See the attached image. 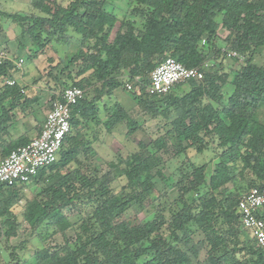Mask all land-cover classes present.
I'll return each mask as SVG.
<instances>
[{
  "label": "trees",
  "instance_id": "trees-1",
  "mask_svg": "<svg viewBox=\"0 0 264 264\" xmlns=\"http://www.w3.org/2000/svg\"><path fill=\"white\" fill-rule=\"evenodd\" d=\"M48 1L32 3L37 14L0 12V39L5 35L3 19L20 29L19 47L29 44L35 49L34 55L56 44L74 45L76 51L67 56L66 66L81 63L80 74L92 71L98 88L89 97L85 86L90 84L69 86L84 90L85 95L71 107V132L56 163L40 170L26 184H0V238L5 236L7 242L17 235L20 224L12 207L32 184L39 191L26 202L22 221L34 232L44 224L53 229V234L61 235L72 228L76 232L73 248L68 243L58 249L46 247L22 264H264V249L241 228L236 214L244 193L227 189L248 175L252 180L246 192L264 187V122L258 117L264 109V68L254 63L256 52L264 47V0H129L134 5L130 15L140 20V27L132 19L120 20L109 0H71L67 6ZM218 15L222 16V28L233 37L227 51L245 59L241 67L227 72L224 68L205 71L200 82L189 81L188 92L179 96L175 90L181 85L167 95H148L151 72L167 58L186 68H199L206 61L217 38ZM220 51L216 50L217 55ZM121 70L127 71L132 91L119 80ZM18 72L10 61L0 64L2 141L15 124L13 112H25L38 102L15 80ZM11 81L13 85L8 84ZM225 85L232 87V93L225 105L216 108L212 102L222 100L219 91ZM69 87L50 88L61 92ZM118 89L128 93L135 104L129 109L119 102L104 106L105 131L111 133L125 122L129 136L138 131L150 137L154 132L161 134L149 143L138 142L136 152L108 164L112 169L124 165L118 171L126 184L116 191L91 164L96 153L82 128L98 123L100 101L111 98ZM142 114L157 122L146 128L136 120ZM211 137L217 139L220 152L208 183L206 165L187 162L188 170L180 168L178 181L168 186L177 193L172 202L175 209L168 218L154 213L152 218L149 214L140 221L125 219L129 210L145 209L149 202L155 187L150 172L160 163V151L171 149L176 157L190 149L201 153L210 145ZM28 143L26 139L11 141L0 147V155L5 158ZM201 186L207 189L204 194H198ZM191 193L198 195L189 204L186 196ZM67 209L82 215L79 223L71 222ZM259 218L264 222V207ZM197 233L203 240L193 239ZM240 236L244 244L239 249ZM12 250L0 240V264H15V248ZM203 250L206 256L201 261ZM240 251L249 261L238 260L236 253ZM5 252L8 262L3 259Z\"/></svg>",
  "mask_w": 264,
  "mask_h": 264
},
{
  "label": "rangeland",
  "instance_id": "rangeland-1",
  "mask_svg": "<svg viewBox=\"0 0 264 264\" xmlns=\"http://www.w3.org/2000/svg\"><path fill=\"white\" fill-rule=\"evenodd\" d=\"M37 0H0V12H10V13H26V14H37V10L34 9L32 3ZM58 4L62 6H67L71 0H56ZM49 3L53 0H49ZM112 5L113 12L121 20L132 19L137 27H140V20L138 18L131 17L130 13L134 5H132L129 0H109ZM216 22L218 23L217 38L214 41L213 48L211 47L208 51L206 57V63H213L214 69L221 70L229 69L237 70L241 67L240 63L244 62V58L239 56L238 62L233 60V57H228L234 52L227 51L229 45V40H232L230 32L222 28V16H216ZM3 25L8 26L7 35L2 40L4 44H10L7 47L12 54V61H17L18 59L23 60V68L20 72L14 75L15 80L20 83L25 88V93L29 96H36L38 102L34 103L32 106L28 107L25 112H21L16 109L13 121L15 124L8 129L10 133L9 140L11 138L16 139H28V136L36 135L42 125L46 112L49 109V100L53 92L52 87H69L78 82H86L85 88L89 97L95 95V89L98 88L97 83L92 78V71H88L85 74H80L81 63L73 64L69 67L66 66L67 56L73 54L76 51L74 45L66 46L64 44H56L52 47H47L44 52H38L34 55V50L29 44H26V48H20L18 45V38L20 34V29L14 24L7 20L1 19ZM7 29V27H5ZM6 34V33H5ZM6 35V36H7ZM6 39L8 41H6ZM6 46V45H5ZM92 46V42L89 43ZM220 54L217 55L216 50H220ZM225 50L227 52H225ZM229 50V49H228ZM237 55V54H236ZM15 57L17 60H15ZM204 62V63H205ZM203 63V64H204ZM254 63L257 66L264 68V47L260 48L255 56ZM202 64V65H203ZM20 70V69H18ZM127 72V71H126ZM121 70L117 76L121 82L126 81L127 73ZM51 87V88H50ZM188 84L181 85V87L176 88L175 94L181 95L188 92ZM232 93V87L230 85H225L219 91L222 96V100L218 103L212 102L213 106L218 108L219 106L225 105L227 100ZM119 102L125 109L131 108L135 102L131 99V96L126 93L123 89H118L114 92L111 98L104 97L99 106V112L96 120L97 124L92 126V132L85 130L82 132L86 140L90 143V146L94 149L96 153L90 160L91 164L98 169L99 176H106L111 187L119 190L121 186L126 184L125 177H123L119 170L124 169V165H118V169H112L108 167V164L117 162V158L121 157L125 159L131 153L138 150L137 143L145 142L149 143L151 139L158 137L161 133L154 132L153 137L147 136L143 132H136L133 136L127 135V126L125 122L120 123L114 128V131L107 133L102 126V123L106 120L107 115L104 111V106H112L114 103ZM208 102V101H206ZM210 102V101H209ZM259 120L264 122V109H261L258 113ZM139 124H144L146 128L152 127L157 121L152 119L149 115H139L136 118ZM84 130V127L82 128ZM74 132H72L73 134ZM5 145L9 144L8 141ZM209 146H207L201 153H196L194 149H190L186 154L181 156H174L171 149L165 153L160 151L157 154L160 163L157 165V169H153L150 173L153 176V183L155 185L153 192L150 195L149 202L145 205V209L137 208L134 210H129L125 219L140 221L150 214L152 218L153 214L169 217L170 213L175 209L173 205V200L176 198L177 193L175 191H170L168 186L173 185L178 181L179 169L183 168L188 170V163H192L195 166L206 165L205 177L208 183L210 176L214 172V165L217 163V153L220 150L217 149V139L215 137L208 138ZM151 150V147H149ZM160 171V175L156 174V171ZM252 177L250 175L240 177L237 181L235 187L228 185L227 189L234 191L236 194H242L251 187ZM226 189V190H227ZM206 187L201 186L198 194H204ZM39 190L37 188L34 190L32 184L28 185L24 191L21 201L12 207V212L16 217L17 223L20 224L17 235L5 241V236H1L0 240L7 245L9 251L12 252L15 248L14 257L12 261L15 264H22L24 261H31L34 253L37 250H41L46 247L53 249H58L68 243L72 248L74 247V235L76 232L75 228L69 229L64 234H53V229L44 224L39 231L34 232L32 229L22 221V213L27 201L31 200L33 194L37 193ZM34 192V193H33ZM247 193V192H246ZM196 193H191L186 196V200L189 204L195 202L193 199H197ZM66 216L71 220L72 223H79L82 215L76 210L67 209ZM2 222V221H1ZM40 234V236H39ZM249 235V234H248ZM193 239L196 242L203 240V236L200 233L194 235ZM240 243L237 247L242 248L244 241L242 236H240ZM233 246V245H232ZM206 251L203 250L200 254V260L205 259ZM236 256L239 261H249V257L245 252H238ZM3 259L8 262L9 255L7 252L3 254ZM251 260H253L251 258ZM21 262V263H20Z\"/></svg>",
  "mask_w": 264,
  "mask_h": 264
},
{
  "label": "built area",
  "instance_id": "built-area-1",
  "mask_svg": "<svg viewBox=\"0 0 264 264\" xmlns=\"http://www.w3.org/2000/svg\"><path fill=\"white\" fill-rule=\"evenodd\" d=\"M228 57L239 59L235 53ZM8 61L17 69L21 68L22 60L12 61L4 42L0 39V64ZM213 66V63L205 62L199 68H186L169 57L151 72L146 93L150 96L167 95L177 86L188 84L189 81L200 82L204 78L205 71ZM8 84L13 85L14 82ZM124 85L127 91L133 90V85L127 80L124 81ZM84 95V90L77 87L52 93L39 135L0 159V184L9 187L26 184L36 177L40 170L58 161L64 139L71 132V107L82 100ZM263 207L264 187L251 188L243 194L236 206L241 228L254 237L262 249H264V222L259 218V211Z\"/></svg>",
  "mask_w": 264,
  "mask_h": 264
},
{
  "label": "crops",
  "instance_id": "crops-1",
  "mask_svg": "<svg viewBox=\"0 0 264 264\" xmlns=\"http://www.w3.org/2000/svg\"><path fill=\"white\" fill-rule=\"evenodd\" d=\"M1 25L3 26V28L5 29V35H4V37H8V35H7V32H8V29H10V28H12V27H10V28H8V26H5V25H3V22H1ZM5 27H7V29L5 28ZM7 35V36H6ZM4 39V38H3ZM2 39V40H3ZM8 40H10V38L8 37L7 38ZM6 39V41H8ZM6 46V49H7V51H8V54H9V56H10V58L12 57V54H10V52H13V51H10L7 47H9L10 46V44L8 43V44H5ZM13 58H15V57H13ZM12 59V58H11ZM15 60H17L16 58H15ZM20 60H22V59H18L16 62H18V61H20ZM15 62V61H14ZM24 64H23V60H22V65H21V68H23L24 66H23ZM23 66V67H22ZM20 68V70H19V72L22 70ZM97 118V117H96ZM45 120V119H44ZM44 122V121H43ZM42 125H43V123H42ZM42 125L40 126V129H39V131H38V133L36 134V135H31V136H28L29 138L28 139H26L28 142L31 140V139H33V138H35V137H37L38 135H39V133H40V131H41V128H42ZM85 130H89L90 132H92V126L90 127V128H85L84 127V130L82 131V132H86ZM112 131H114V129L112 130ZM10 133H13V132H6L5 134V136H3V141H4V139H6V141L5 142H7L8 141V143H10L11 141H14L15 140V138H11L10 140H9V136H10ZM2 140H0V147L1 146H3V145H5V143L3 142ZM2 153V150L0 149V154ZM0 159H2V156L0 155Z\"/></svg>",
  "mask_w": 264,
  "mask_h": 264
}]
</instances>
